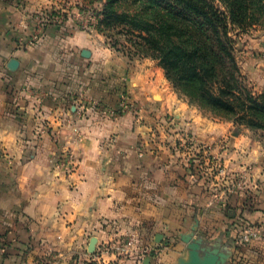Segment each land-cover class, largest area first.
<instances>
[{
    "label": "crops",
    "instance_id": "1",
    "mask_svg": "<svg viewBox=\"0 0 264 264\" xmlns=\"http://www.w3.org/2000/svg\"><path fill=\"white\" fill-rule=\"evenodd\" d=\"M48 2L0 0V264H89L93 237L131 231L137 221L151 230L187 220L170 205L197 189L185 154L149 140L152 114L188 118L196 136L216 143L227 171L242 170L259 150L244 134L225 136L230 123L201 120L152 61L130 60L96 31L55 17L38 33ZM246 48L243 71L264 90V41ZM67 151L76 159L71 172Z\"/></svg>",
    "mask_w": 264,
    "mask_h": 264
},
{
    "label": "rangeland",
    "instance_id": "2",
    "mask_svg": "<svg viewBox=\"0 0 264 264\" xmlns=\"http://www.w3.org/2000/svg\"><path fill=\"white\" fill-rule=\"evenodd\" d=\"M41 9L57 20L68 18L88 31H96L109 43L97 29L100 1L50 0ZM230 32L236 40L235 55L247 84L256 92H264L256 88L242 68L247 56L246 45L258 43L260 39L264 41V26H255L245 32L238 29ZM111 37L117 43L115 46L109 43L110 46L130 60L152 61L151 65L160 69L169 90L186 102L201 120L230 123V134L225 136L244 134L256 142L259 150L253 161L241 162V165L245 164L242 170L227 171L228 165L226 167L222 158L212 151L216 143L196 136L188 118L182 121L170 113L152 114L147 131L149 140L157 148L185 154L184 161L191 178L189 183L197 189L195 195L186 198L185 204L178 208L170 205L173 216L185 213L187 220L182 222L176 216L167 226L151 230L146 221H137L136 228L131 231L116 233L100 241L93 237L87 249L89 264H108L118 257L132 258L131 264H190L194 248L198 255L197 264L207 263L212 257L213 264H264V133L236 126L229 119L216 117L190 103L173 87L157 60L135 56L120 35ZM227 140L221 138L220 145L226 144ZM254 166H260L261 171L255 169L254 173Z\"/></svg>",
    "mask_w": 264,
    "mask_h": 264
},
{
    "label": "trees",
    "instance_id": "3",
    "mask_svg": "<svg viewBox=\"0 0 264 264\" xmlns=\"http://www.w3.org/2000/svg\"><path fill=\"white\" fill-rule=\"evenodd\" d=\"M98 1L97 29L111 45L120 35L133 55L157 60L190 103L264 133V92L247 84L230 32L263 27L264 0Z\"/></svg>",
    "mask_w": 264,
    "mask_h": 264
},
{
    "label": "built area",
    "instance_id": "4",
    "mask_svg": "<svg viewBox=\"0 0 264 264\" xmlns=\"http://www.w3.org/2000/svg\"><path fill=\"white\" fill-rule=\"evenodd\" d=\"M47 20H54V17L51 16L50 14H48L47 12H43L40 17H39V25L37 27V32L39 33V31L42 30L43 28V23ZM57 20V19H56ZM60 21V19H58ZM37 33V34H38ZM121 104L122 106L126 105L127 102H126V99H125V96H123L121 98ZM63 157H64V166L66 169H68L70 172L73 171L75 169V166H76V159L74 157V155L71 153V152H66L63 154ZM68 172V171H67Z\"/></svg>",
    "mask_w": 264,
    "mask_h": 264
},
{
    "label": "water",
    "instance_id": "5",
    "mask_svg": "<svg viewBox=\"0 0 264 264\" xmlns=\"http://www.w3.org/2000/svg\"><path fill=\"white\" fill-rule=\"evenodd\" d=\"M191 253H192V261L190 264H197L198 255H197L196 249L194 248ZM213 263H214V260L212 257V260H210L209 262L204 263V264H213Z\"/></svg>",
    "mask_w": 264,
    "mask_h": 264
}]
</instances>
